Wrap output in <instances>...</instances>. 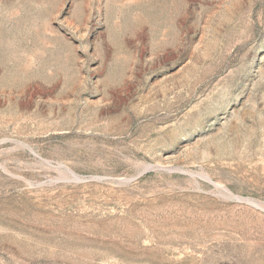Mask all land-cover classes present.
Segmentation results:
<instances>
[{
    "label": "rangeland",
    "instance_id": "obj_1",
    "mask_svg": "<svg viewBox=\"0 0 264 264\" xmlns=\"http://www.w3.org/2000/svg\"><path fill=\"white\" fill-rule=\"evenodd\" d=\"M234 195L264 207V0H0V264H264Z\"/></svg>",
    "mask_w": 264,
    "mask_h": 264
},
{
    "label": "bare ground",
    "instance_id": "obj_2",
    "mask_svg": "<svg viewBox=\"0 0 264 264\" xmlns=\"http://www.w3.org/2000/svg\"><path fill=\"white\" fill-rule=\"evenodd\" d=\"M71 171V170H70ZM71 173L73 174V175H75V173L73 172V171H71ZM75 177H76V175H75ZM206 180H208V181H210L211 183H214V182H212L207 176H203ZM215 184V183H214ZM215 185H217V184H215ZM222 187V189H224L226 192H228L229 194H231V195H233L227 188H225L224 186H221ZM237 199H239V200H241V201H244V202H246V203H248V204H250V205H252V206H254V207H256V208H260V209H263L264 207L262 206V204L259 202V201H257V200H255V199H253V198H246V197H242V196H238V195H234Z\"/></svg>",
    "mask_w": 264,
    "mask_h": 264
}]
</instances>
